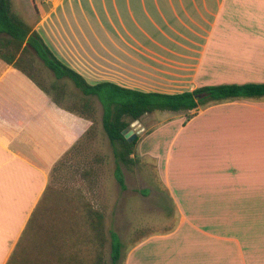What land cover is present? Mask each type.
Instances as JSON below:
<instances>
[{
    "label": "crops",
    "instance_id": "obj_1",
    "mask_svg": "<svg viewBox=\"0 0 264 264\" xmlns=\"http://www.w3.org/2000/svg\"><path fill=\"white\" fill-rule=\"evenodd\" d=\"M38 1L33 29L92 84L174 94L264 83V0H49L48 9ZM64 114L76 142L54 159ZM177 118L158 157L177 224L142 238L125 264H264V97ZM92 123L0 58V264L16 251L52 167Z\"/></svg>",
    "mask_w": 264,
    "mask_h": 264
},
{
    "label": "rangeland",
    "instance_id": "obj_2",
    "mask_svg": "<svg viewBox=\"0 0 264 264\" xmlns=\"http://www.w3.org/2000/svg\"><path fill=\"white\" fill-rule=\"evenodd\" d=\"M33 1L36 0H12L13 12L31 25H34L39 17L38 11H35L36 2L34 6ZM38 3H42L47 9L51 6L49 0H40ZM32 58L45 79L52 98L56 92L53 86H63L64 95L60 106L64 108L83 96L70 79H58L37 55ZM94 100L97 109L94 137L88 139L86 129L81 133L77 143L52 167L41 217L44 222L53 223L58 231L65 234L66 240L69 239L72 243L74 237L70 239L68 235L72 233L71 227L77 228L76 220L81 223L82 207L85 202H90L105 213L109 235L112 231L119 234L124 245L123 253L127 255L136 244L134 240L143 235L171 231L177 224V210L168 192L169 189L167 190L165 186L163 161H159V158H162L161 154L166 155L165 149L169 146V140L173 138L174 130L179 127L171 122L176 121L177 116L185 112L155 111L130 125L141 140L136 148L138 155L136 162L128 165L120 163L126 184V187L122 188L116 178L118 166L116 148L103 126V105L98 98L95 97ZM65 117L64 114L65 123H58L57 140L53 145H49L51 157L54 159L61 157L65 146L71 147L76 142L77 128L71 126ZM148 136L150 139L141 144L143 138ZM146 150L153 151L148 155L144 154ZM141 153L144 156H141ZM52 161L41 163L44 162L49 167ZM86 172L88 174H85ZM36 231L39 230L32 229L28 232L26 240L28 253H32L34 249L36 252L37 248H43V252L49 253L52 247L47 243L46 233L40 236ZM81 231L79 229V233ZM70 249L71 247L67 246L65 252L69 253ZM84 254L89 258V252ZM125 261L126 257L123 256L118 264H125ZM107 264H112L110 244L107 247Z\"/></svg>",
    "mask_w": 264,
    "mask_h": 264
},
{
    "label": "trees",
    "instance_id": "obj_3",
    "mask_svg": "<svg viewBox=\"0 0 264 264\" xmlns=\"http://www.w3.org/2000/svg\"><path fill=\"white\" fill-rule=\"evenodd\" d=\"M34 55H37L58 79H70L83 93V96L64 108L93 122L87 130L88 139H92L95 134L97 109L94 98H98L102 103L103 126L116 148L118 164L116 178L122 188H125L126 184L120 163L128 165L136 162V148L141 139L140 136H136L131 141L123 133L134 121L155 111L164 110L185 112L188 120L200 108L212 103L237 98L260 99L264 97V83L256 82L209 85L174 94L146 92L108 81L92 84L79 72L61 61L40 33L33 29V26L23 17L13 12L12 0H0V58L27 75L37 86L49 93L45 79L34 64L32 58ZM53 88L56 89L53 100L61 105L64 88L63 86H53ZM87 172L85 174H88ZM47 192L48 190L33 212L26 231L7 264H107L109 244L112 264H118L123 256L126 257L119 234L112 231L109 235L105 213L90 202H85L82 207L81 223L76 220L77 228L71 227L72 233L68 235L70 239L74 237L72 243L69 239L66 240L65 234L58 231L53 223L44 222L41 211ZM32 229L39 230L36 232H39L40 236L46 233L47 243L52 247L49 253L43 252V248H37L36 252L34 249L32 253H28L26 240L29 230ZM79 229L82 230L80 233ZM146 236L148 235L134 240V243ZM67 246L71 247L69 253L65 252ZM86 252H89V258L84 254Z\"/></svg>",
    "mask_w": 264,
    "mask_h": 264
},
{
    "label": "water",
    "instance_id": "obj_4",
    "mask_svg": "<svg viewBox=\"0 0 264 264\" xmlns=\"http://www.w3.org/2000/svg\"><path fill=\"white\" fill-rule=\"evenodd\" d=\"M199 96H202V95H199ZM123 133L125 137L131 141L134 140L137 136L136 133H134V130L131 128L124 130Z\"/></svg>",
    "mask_w": 264,
    "mask_h": 264
}]
</instances>
